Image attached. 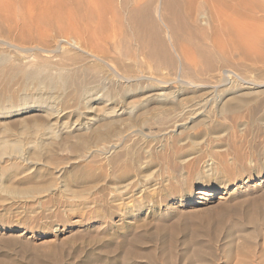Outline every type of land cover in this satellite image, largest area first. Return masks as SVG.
Masks as SVG:
<instances>
[{"label": "bare ground", "instance_id": "obj_1", "mask_svg": "<svg viewBox=\"0 0 264 264\" xmlns=\"http://www.w3.org/2000/svg\"><path fill=\"white\" fill-rule=\"evenodd\" d=\"M240 2V0H0V35L7 39L0 38V43L26 55L29 51L45 54L42 61L36 62L33 59L36 57L32 56L33 61L27 59L22 62L17 58L19 55L11 58L13 56L10 54L11 51L8 53L0 49V87L2 81L7 82L4 76L16 73L22 74L20 77L25 75L27 84L34 81L35 85L47 86V89L71 88L72 100L84 99L82 100L84 103L109 100L114 102L129 94L138 97L128 101L121 109L116 108L117 106L111 109L99 107L100 117L104 121L94 126L85 123L84 131L67 129L71 132L70 137H64L65 134L59 137L60 141L56 142L58 143L56 146L60 150H69L71 153L69 158L61 157L58 151L53 149L52 139L55 140L60 132L51 126L52 123L48 125L46 122H42L44 124L32 122L31 132L36 135L35 138L38 137L36 139H40L36 141H40L38 145H41L42 149L45 148L43 152L47 154L46 158L42 155L44 159H40L33 151L32 158L35 161L41 160L44 166L57 168L58 178L66 182L92 178L97 186L98 182L104 183L107 178H113L116 182V179L121 181L129 177L135 167L142 169L144 165L152 162L157 154L176 153L175 145L183 141V138L188 140L191 135L192 138L201 135L205 137L210 133L211 138L217 142L216 147L219 148L237 144L238 141L227 144L226 140V142L221 140L225 134L227 136L235 133L231 125L228 123L227 125L223 119L233 120L243 113L253 116L264 98V15L262 17L257 15L259 22L256 21L251 15L252 9L255 8L248 5L240 6ZM64 49L73 52L67 51L70 54L65 52L63 55ZM15 58L16 62H21L14 63ZM76 104L74 109L78 111L79 105ZM62 106H65L63 102ZM29 107L25 103L9 100L8 104L0 106V114L13 116L23 113V110ZM56 111L55 113L58 112ZM260 113L261 115L254 119L264 126V109ZM26 124L21 127L22 132H26ZM42 136H47L46 141H43ZM184 144L181 145L184 147ZM30 146L34 149L35 145ZM22 148V141L1 134L0 156L21 155ZM198 150L200 152L201 149ZM228 150L226 152H229ZM178 151L181 153L183 150ZM227 155L225 154L226 157ZM178 156H174L178 158L175 164L178 163L179 169H184L189 159ZM231 158L230 160L234 159ZM163 160L161 159L160 163ZM60 165L62 166L59 167ZM176 167L171 169L176 170ZM209 168H211L209 163L201 166V169ZM50 182L48 187L54 185L53 181ZM128 182L123 186L109 185L114 186L111 189L112 194L109 195L112 200L130 193L132 185ZM100 185L102 183L99 187ZM36 189L37 186H28L23 188L22 192L29 195L30 192L37 193L40 190L39 187L38 191ZM205 189L211 192L215 190V186L214 184L202 186L196 194H203ZM251 250L244 253L243 257L249 256ZM243 257L238 259L239 262ZM247 260L244 264L253 263ZM255 264H264V249Z\"/></svg>", "mask_w": 264, "mask_h": 264}, {"label": "rangeland", "instance_id": "obj_2", "mask_svg": "<svg viewBox=\"0 0 264 264\" xmlns=\"http://www.w3.org/2000/svg\"><path fill=\"white\" fill-rule=\"evenodd\" d=\"M240 1L242 2L240 6L248 5L255 8L256 11L252 9L251 15L259 22L258 18L264 15L261 14L264 13V0ZM0 38L6 39L1 35ZM0 49L8 53L11 51L10 54L13 55L11 58L19 55L17 58L22 62L27 59L42 61L45 55L43 52L29 51L28 56L24 52L7 48L1 43ZM67 51L72 50L64 49L63 55L70 54ZM32 56L42 58L36 59ZM63 61L65 62V59ZM18 62L15 58L14 63ZM20 75L22 74H8L7 77L4 76L6 79L2 76L7 82L2 81L3 84L0 87V106L8 104L9 100H16L18 103L30 106L23 110V113L13 116L0 114V136L3 134L10 139L22 141L24 153V155L22 153L21 155L0 156V264H200V262L201 264H232L233 261H236L233 264H242V262L244 264L247 258V261L253 262L252 264L257 263V257L264 249V126L254 118L261 115L260 111L264 109V98L261 100L259 110L253 116L243 113L244 115H240L239 119H223L226 124L231 125L235 133L227 134V136L225 134L221 140H226L227 144L232 142L234 144V141H238L237 144L231 146L232 148L230 146L216 147L217 142L215 143L211 138L210 133L205 135L209 137L207 139L204 135H201L203 138L201 136L192 138L191 135L188 138L192 139L183 138L185 141L181 140L175 145L176 153L170 152L174 156L180 154L179 156L189 159L184 169H179L178 163L175 164L178 158L172 157L169 152L162 155L157 154L158 157L155 156L153 163L149 161L151 164L144 163L146 165L142 169L135 167V171L133 170V174L129 177L121 181L116 179V182L113 178H107L104 183L103 181L98 182L96 186L92 178L91 180L85 178V181L82 178L66 182L58 178L57 168L44 166L41 160L35 161L32 158L34 157L33 151L40 159L46 158L47 154L43 152L45 148L42 149L41 145H38L40 141H36L40 139H36L38 137L35 138L36 135L31 132L32 122L38 124L46 122L45 124L48 125L52 123L50 125L60 132L55 140L52 139L54 145L52 148L58 151L61 157L69 158L71 156L69 150H60L56 146L58 144L56 142L60 141L59 137H63L64 134V137H70L71 132L67 129L84 131L86 124L94 126L104 121L98 109H111L113 106L121 109L128 101L138 97L129 94L118 99L119 101L90 103H84L82 101L84 99H81V102L77 98L81 106L77 99L72 100L71 88L67 90L63 87L62 89L58 87L47 89V86H41L43 87L41 88L40 85H35L34 81V84L28 82L29 85L25 82V75L23 77ZM16 76L22 79H17ZM59 97L62 98L58 100ZM69 100L75 103L71 104ZM62 102L65 106H62ZM75 104L79 105L78 111L74 109ZM83 108L84 110L81 111L80 109ZM54 110L58 112L55 113ZM242 119L244 122L241 121ZM24 124H26V132L21 131ZM259 125L262 126L261 129ZM240 126H242L241 132ZM4 130L7 132L5 133ZM43 137L44 140H42L46 141L47 136ZM31 140L36 141V144ZM194 140H198L199 146ZM29 143L35 145L34 149ZM105 143L106 141L103 142ZM194 143L197 145L195 146ZM181 144H184V147ZM245 144L249 148H246ZM187 145L190 148H187ZM240 147L244 150L241 151ZM196 148L202 151L199 152ZM228 148H231L232 152ZM179 149L180 152L183 151L177 152ZM225 154H228V158ZM42 155L45 157H41ZM222 156L223 159H221ZM161 159L165 160H163L164 164L160 163ZM205 163H209L211 168L201 169ZM169 166L177 167L176 170H172ZM50 181H53L54 185L48 187ZM125 181H130L128 183L132 185L130 193L120 196V198L124 197L123 199L112 200L109 196L112 194V187L123 186L127 184ZM112 184L114 186H109ZM209 184H214V191L209 192L205 189L203 194H196L199 188ZM28 186H37L36 191L40 190L27 195L22 190ZM248 250H251L249 252L253 256L249 258L248 254L249 256L243 257ZM237 252H241L240 256L243 257V261L239 262L238 259L242 257L239 258Z\"/></svg>", "mask_w": 264, "mask_h": 264}]
</instances>
